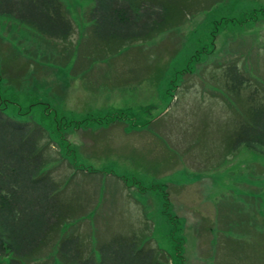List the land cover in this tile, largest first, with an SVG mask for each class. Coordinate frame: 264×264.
I'll list each match as a JSON object with an SVG mask.
<instances>
[{
    "label": "rangeland",
    "instance_id": "rangeland-1",
    "mask_svg": "<svg viewBox=\"0 0 264 264\" xmlns=\"http://www.w3.org/2000/svg\"><path fill=\"white\" fill-rule=\"evenodd\" d=\"M63 1L65 40L0 16V105L45 127L82 230L138 234L169 264H264V155L228 146L241 107L225 78L237 66L242 96L264 92V0H190L178 25L110 43L95 0Z\"/></svg>",
    "mask_w": 264,
    "mask_h": 264
},
{
    "label": "trees",
    "instance_id": "trees-1",
    "mask_svg": "<svg viewBox=\"0 0 264 264\" xmlns=\"http://www.w3.org/2000/svg\"><path fill=\"white\" fill-rule=\"evenodd\" d=\"M195 2L95 0L89 18L95 22V35L106 43L145 40L193 15L196 9L186 11L184 5ZM0 16L52 40L68 39L74 30L63 0H0ZM225 78L241 107L228 146L264 155V92L259 97L255 88L242 96L250 79L237 66L227 68ZM4 110L0 105V256L11 255L10 264L170 263V253L148 246L138 234H116L100 242L94 228L82 230L85 214L76 216L75 205L66 198L74 174L57 177L46 166L51 139L45 127L18 121Z\"/></svg>",
    "mask_w": 264,
    "mask_h": 264
},
{
    "label": "crops",
    "instance_id": "crops-1",
    "mask_svg": "<svg viewBox=\"0 0 264 264\" xmlns=\"http://www.w3.org/2000/svg\"><path fill=\"white\" fill-rule=\"evenodd\" d=\"M94 24H95V22H94ZM94 24L91 25V27H92V28H91L92 31L94 30ZM85 68H87V64H86Z\"/></svg>",
    "mask_w": 264,
    "mask_h": 264
}]
</instances>
